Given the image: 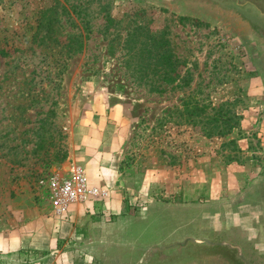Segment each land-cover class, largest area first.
Returning <instances> with one entry per match:
<instances>
[{"label": "rangeland", "instance_id": "obj_1", "mask_svg": "<svg viewBox=\"0 0 264 264\" xmlns=\"http://www.w3.org/2000/svg\"><path fill=\"white\" fill-rule=\"evenodd\" d=\"M244 37L165 0H0V264H118L135 215L148 242L255 193L264 62ZM73 163L110 195L64 221L46 183Z\"/></svg>", "mask_w": 264, "mask_h": 264}, {"label": "flooded vegetation", "instance_id": "obj_2", "mask_svg": "<svg viewBox=\"0 0 264 264\" xmlns=\"http://www.w3.org/2000/svg\"><path fill=\"white\" fill-rule=\"evenodd\" d=\"M212 1L247 18L261 32L264 42V0ZM139 215L145 217V211ZM135 219L136 215L110 239L116 247L112 253L118 264L183 263L179 260L186 246L196 241L191 237L192 227L201 232V243L226 247L243 264H264V201L251 194L211 206L186 222L178 221L167 234L148 242H142L141 235L146 233L143 230L134 233Z\"/></svg>", "mask_w": 264, "mask_h": 264}, {"label": "water", "instance_id": "obj_3", "mask_svg": "<svg viewBox=\"0 0 264 264\" xmlns=\"http://www.w3.org/2000/svg\"><path fill=\"white\" fill-rule=\"evenodd\" d=\"M172 6L185 9H194L200 14L210 15L217 20L229 25L235 30H238L244 38L249 42H254L259 51L260 58L264 62V42L261 32L244 16L237 11L220 6L212 0H165ZM264 36V35H263ZM257 200L264 201V183L251 194ZM196 244L200 248V253L196 256L191 254V261H185L193 264H243V262L223 246H214L207 243H201V238H196ZM186 252V251H185ZM184 252V254H185Z\"/></svg>", "mask_w": 264, "mask_h": 264}, {"label": "built area", "instance_id": "obj_4", "mask_svg": "<svg viewBox=\"0 0 264 264\" xmlns=\"http://www.w3.org/2000/svg\"><path fill=\"white\" fill-rule=\"evenodd\" d=\"M50 204L53 214L60 220L71 221L73 204H85L95 200H105L110 195V188L91 183L81 164L73 163L67 177L48 179Z\"/></svg>", "mask_w": 264, "mask_h": 264}, {"label": "crops", "instance_id": "obj_5", "mask_svg": "<svg viewBox=\"0 0 264 264\" xmlns=\"http://www.w3.org/2000/svg\"><path fill=\"white\" fill-rule=\"evenodd\" d=\"M91 107H93L94 108V110H96L98 113H100L101 112V106H100V104H99V102H92V105H91ZM110 108H111V106H110ZM111 114V113H110ZM100 118H101V116H100ZM88 128V127H87ZM100 128H102V127H100V126H89V128L87 129V131H90V132H95L96 133V131H98V129H100ZM87 150H88V148H87ZM89 176H91V175H89ZM90 179H91V183H95V184H99V183H96V180L95 179H93V178H91V177H89ZM82 205H80V207H81ZM77 207V206H76ZM75 209H77V208H75Z\"/></svg>", "mask_w": 264, "mask_h": 264}]
</instances>
